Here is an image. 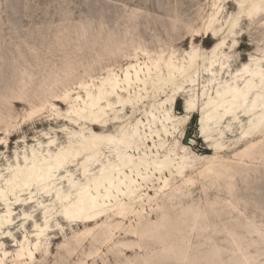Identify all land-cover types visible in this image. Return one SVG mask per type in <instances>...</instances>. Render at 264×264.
<instances>
[{"label": "rangeland", "instance_id": "374dc122", "mask_svg": "<svg viewBox=\"0 0 264 264\" xmlns=\"http://www.w3.org/2000/svg\"><path fill=\"white\" fill-rule=\"evenodd\" d=\"M238 1L0 0L1 188L16 164L15 150L23 165L31 150L37 157L48 148L54 154L70 139L89 135L81 120L69 119L73 115L68 116L69 106L62 100L65 93L84 97L82 84L97 87L108 76L120 80L132 64L145 70L155 62L156 67L146 90L137 83L129 93L118 90L109 97L113 108L106 111L104 134L119 137L122 129H135L141 137L151 126L154 133L142 139L144 145L163 143L160 155L172 150L181 155L185 145L198 156L190 158L185 175L172 180L154 203H143L151 225L147 232L137 230L132 217L109 222L114 227L103 238L99 229L85 233L81 224L52 212L33 260L13 258L24 238L32 247L34 224L43 225V207L50 208L53 199L36 184L15 190L23 201L8 193V201L0 199V215L11 220L0 224V264H264V128L243 135L250 117L237 116L234 122L212 126L208 140L199 137L200 108L215 91L242 86L244 64L264 71V8L249 15L247 2L239 7ZM219 41L224 43L213 57L211 49ZM191 53L195 61L180 74L177 68L187 66ZM169 63L175 77L160 84L158 77L167 76ZM180 84L183 88L171 102ZM118 98L126 100L123 106ZM189 99L197 111L178 126ZM166 115L165 134L159 122ZM186 133L191 144L184 143ZM49 140L53 144L47 146ZM216 143L219 148L209 149ZM103 151L100 159L108 155ZM69 173L78 179L81 169L73 166ZM55 183L69 191L66 182ZM160 216L169 219L164 228L156 227ZM1 250L7 252L4 257Z\"/></svg>", "mask_w": 264, "mask_h": 264}, {"label": "bare ground", "instance_id": "6f19581e", "mask_svg": "<svg viewBox=\"0 0 264 264\" xmlns=\"http://www.w3.org/2000/svg\"><path fill=\"white\" fill-rule=\"evenodd\" d=\"M246 2L245 8L249 15L260 13L264 8V0H239L237 4L242 7ZM233 25L234 23H231L228 27V35L232 32ZM211 34L216 37L218 31L212 30ZM223 43V41L215 43L210 52L213 57L216 56L217 49ZM194 58V53L189 54L188 62L186 61L187 66L182 69L177 68L178 72L182 74L190 69L193 61H195ZM211 65H213V61L210 62ZM155 67V62L151 64V67L145 66V70L137 64H132L125 69V74L120 80L116 76H108L102 79L97 87L92 84H82L84 97L77 95L70 98L68 93L62 96V100L69 106L67 111L70 115L68 116L73 115L69 119L75 123L81 120L80 124L86 125L85 129L89 131L88 136L70 139L65 147H60L57 150L56 146L54 154H50L48 148L46 155L41 154L40 157H37V152L31 150L29 156L23 157V165L19 164L15 150L13 156L16 159V164L12 167L9 178L5 180V186L0 187L1 201H8L6 198L8 193L14 196L15 201H23L17 192L29 190L30 186L36 184L39 191L52 197L53 204L50 208L48 206L43 207V225L34 224L35 242L32 244L33 248L25 243L26 239L24 238V241L19 243V247L15 251L14 261L21 262L20 259L24 257L29 260L35 258V251L40 247L41 238L47 234L45 232L50 228L49 218L52 216V212L57 213L65 222L81 224L85 233L99 229L103 238L114 227L109 222L130 220L132 217H136L139 223L136 227L137 230L148 231L149 215L143 216V203H154L158 196L161 197L165 190L171 187L172 180L185 175L188 171L187 168L192 163L190 158H197L198 156L189 151V147L185 145L181 147V155L175 153L174 150L166 151V154L160 155L159 151L163 146L161 142L152 143L151 146L144 145L142 139L148 138L154 133L151 126L141 137L138 136L135 129L131 131H123L122 129L119 137H115L104 134L105 126L103 123L106 122L107 109L113 108V103L109 101V97L117 93L118 90L129 93L128 88L137 83L142 84V89L146 90L145 86L152 78L150 77L151 70ZM168 68L170 69L165 78L158 77L157 82L160 84H165L175 77L172 63L168 64ZM239 72L245 78L242 86L236 84L222 86L221 89L218 88L215 91L213 99L209 98L201 106L199 137L202 140H208L212 126H217L221 121L231 120L234 122L237 116L250 117L243 135H253L264 128V71L258 67L251 68V63H247L242 66ZM189 81L188 83H191L193 80L189 79ZM152 85L157 89L160 88L155 83ZM91 87H94V92ZM182 88L180 84L173 90L171 102L179 96H177V92L179 93ZM102 102L105 104L102 105ZM118 102L122 103L123 106L126 100L118 98ZM184 107L186 116L178 118V126L185 122L191 113L197 111L191 99L185 101ZM169 119L170 117L166 115L159 122L161 123V130L165 134L168 132L165 122ZM98 128H101L102 131L96 132ZM51 144H53V140H49L47 146ZM219 147L220 144L216 143L209 149ZM103 149L107 150L108 155L104 154L103 159H100L101 154L104 153ZM201 158H208V156L203 155ZM73 166H79L81 169V176L78 179L73 178V174L69 173ZM57 180L59 183L66 182L69 191L65 193L57 187L55 183ZM16 189L18 191L15 193ZM150 192H153V195ZM28 193L30 194L29 198H32V192L28 191ZM6 209V213L10 215L11 209L8 203H6ZM156 213L158 214V210ZM164 213L161 211L159 214ZM159 220L156 225L159 228H164L169 223V219L162 216L159 217ZM10 221V219L5 218V215H0V224H6ZM130 226L133 227V225ZM146 227L148 229H145ZM1 252L3 257L7 254L5 250H1ZM0 262H2V257H0Z\"/></svg>", "mask_w": 264, "mask_h": 264}, {"label": "water", "instance_id": "95a60500", "mask_svg": "<svg viewBox=\"0 0 264 264\" xmlns=\"http://www.w3.org/2000/svg\"><path fill=\"white\" fill-rule=\"evenodd\" d=\"M189 134L190 133L185 134V137H184V143L185 144H191L192 143V140L190 139Z\"/></svg>", "mask_w": 264, "mask_h": 264}]
</instances>
